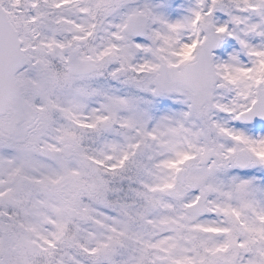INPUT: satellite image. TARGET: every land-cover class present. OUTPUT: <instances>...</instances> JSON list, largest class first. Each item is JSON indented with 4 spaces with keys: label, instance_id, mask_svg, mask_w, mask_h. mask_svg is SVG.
<instances>
[{
    "label": "snow or ice",
    "instance_id": "6c2138e0",
    "mask_svg": "<svg viewBox=\"0 0 264 264\" xmlns=\"http://www.w3.org/2000/svg\"><path fill=\"white\" fill-rule=\"evenodd\" d=\"M0 264H264V0H0Z\"/></svg>",
    "mask_w": 264,
    "mask_h": 264
}]
</instances>
